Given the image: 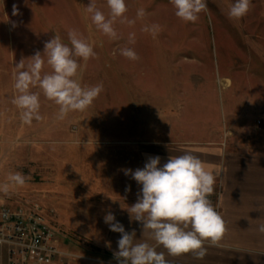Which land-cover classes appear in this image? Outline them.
Returning <instances> with one entry per match:
<instances>
[{
	"label": "crops",
	"instance_id": "0c3cea01",
	"mask_svg": "<svg viewBox=\"0 0 264 264\" xmlns=\"http://www.w3.org/2000/svg\"><path fill=\"white\" fill-rule=\"evenodd\" d=\"M2 78L1 65L3 96ZM107 85V96H98L85 111L70 112L64 119L58 118L59 106L53 101L40 103L39 113L47 122L34 131L49 133L50 145L56 146L47 148V169L38 166L45 182L33 200L56 234L68 237L70 247L88 242L94 251L115 258L121 234L105 223L111 212L125 231H135L134 243L156 246L142 224L130 217L128 210L141 186L124 170L143 168L149 157L159 156L162 166L170 156L191 153L209 171H219L210 202L225 231L218 243L205 241L202 258L195 253L170 255L162 245L156 246L157 252L164 253L168 264H264V232L259 231L264 225V130L253 126L239 133L238 120L233 122L240 103L218 100L215 86L189 92L177 82L118 80ZM251 107L264 119L259 105ZM16 110L15 104L5 106L0 99V130L15 128ZM69 264L118 261L89 256Z\"/></svg>",
	"mask_w": 264,
	"mask_h": 264
},
{
	"label": "rangeland",
	"instance_id": "374dc122",
	"mask_svg": "<svg viewBox=\"0 0 264 264\" xmlns=\"http://www.w3.org/2000/svg\"><path fill=\"white\" fill-rule=\"evenodd\" d=\"M90 2L0 0V66L3 67L4 85L0 99L3 98L5 106L14 104L12 101L18 94L14 88L16 64L25 59L27 65L28 58L37 51L42 53L45 42L55 35L70 46L68 32L76 30L93 45L96 53L95 58L87 62L78 58L82 65L78 78L82 86L102 83L103 91L99 96H107L108 82L118 80L177 82L188 87L180 91L189 92L199 89L206 92L215 86L218 100L231 99L233 103H240L238 112L237 106L233 105L237 112L233 123L238 120L239 133L252 130L253 126L264 130L263 116L257 117L258 111L251 107L256 104L264 110V0H251L248 13L239 20L228 16L229 7L235 0H205L206 10L195 23L179 19L170 0H125L126 16L136 22L128 25L117 20L114 28L119 38L115 40L97 30L92 23L90 14L86 13ZM94 3L106 17L109 16L107 0H94ZM140 8L146 12L142 20L136 17ZM152 24H158L162 29L155 39L141 30ZM133 32L135 44H129V34ZM124 47L133 48L139 60L123 57L120 49ZM49 72L51 68L45 57L42 75ZM31 91L39 93L40 103L50 102L39 87H33ZM3 118L6 125L7 115L3 114ZM13 119L14 129L0 130V184L7 182L10 173L16 172L26 177V183L12 189L8 195L0 192V207L36 202L33 199L42 192L37 187L45 182L38 166L47 169V148L56 146L50 145L49 133L34 131L47 120L33 118L31 123H25L20 109L14 112ZM209 198L213 202L215 192ZM58 238L61 249L75 255L59 264L89 256L100 261L117 260L109 252L94 251L88 242L82 245L78 240L80 248L69 242L71 248L65 241L68 237L58 235ZM66 245L70 249L64 248Z\"/></svg>",
	"mask_w": 264,
	"mask_h": 264
},
{
	"label": "clouds",
	"instance_id": "9594fccd",
	"mask_svg": "<svg viewBox=\"0 0 264 264\" xmlns=\"http://www.w3.org/2000/svg\"><path fill=\"white\" fill-rule=\"evenodd\" d=\"M175 9V15L184 22L195 23L206 10L205 0H170ZM251 0H235L230 5L228 16L230 19L243 18L250 9ZM109 16L99 10L94 0L86 6V13L90 14L96 29L110 39H118L114 24L134 25L135 20H129L125 0H107ZM13 14H16L14 6ZM145 9L137 10V19H143ZM150 33L155 39L162 30L158 24L145 25L141 29ZM69 44L62 42L59 35L45 42L43 55L37 51L17 64L14 88L17 95L13 103L21 110V118L25 123L32 119L40 120L39 93L31 91L39 87L44 96L59 106L58 118L64 119L70 112L85 111L92 105L103 91V84L82 86L78 78L82 65L78 58L87 62L95 58L93 45L88 43L76 30H69ZM129 44H135V33H130ZM120 54L132 61L139 60L133 48L124 47ZM46 63L51 72L42 75ZM161 165L159 156L149 157L143 168L136 170L125 169V175H130L138 185L140 191L137 202L128 212L130 217L142 224L143 233L147 231L149 239L155 241L156 246H163L170 255L195 253L202 258L206 249L205 241L218 243L225 231L224 221L213 208L209 196L214 192L216 176L209 171L196 155L184 153L170 156ZM26 177L19 172L10 173L7 182L0 184V192L8 195L16 187L24 186ZM130 191V187L126 188ZM105 223L111 231L121 234L118 240V251L114 253L118 264H168L163 252H157L156 246L147 242L134 243L135 231L129 233L124 226L116 221L114 214L108 212L104 217ZM264 232V225L259 227Z\"/></svg>",
	"mask_w": 264,
	"mask_h": 264
},
{
	"label": "built area",
	"instance_id": "2783aa9c",
	"mask_svg": "<svg viewBox=\"0 0 264 264\" xmlns=\"http://www.w3.org/2000/svg\"><path fill=\"white\" fill-rule=\"evenodd\" d=\"M0 264H59L74 254L59 245L38 202L0 207Z\"/></svg>",
	"mask_w": 264,
	"mask_h": 264
}]
</instances>
